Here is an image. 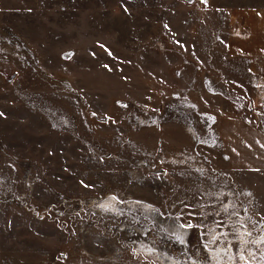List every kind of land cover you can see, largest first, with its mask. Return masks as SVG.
I'll return each instance as SVG.
<instances>
[{"label":"rangeland","instance_id":"1","mask_svg":"<svg viewBox=\"0 0 264 264\" xmlns=\"http://www.w3.org/2000/svg\"><path fill=\"white\" fill-rule=\"evenodd\" d=\"M240 8L264 0H0V264H264Z\"/></svg>","mask_w":264,"mask_h":264},{"label":"crops","instance_id":"2","mask_svg":"<svg viewBox=\"0 0 264 264\" xmlns=\"http://www.w3.org/2000/svg\"><path fill=\"white\" fill-rule=\"evenodd\" d=\"M227 51L247 59L255 80L264 82V8H240L231 14Z\"/></svg>","mask_w":264,"mask_h":264},{"label":"water","instance_id":"3","mask_svg":"<svg viewBox=\"0 0 264 264\" xmlns=\"http://www.w3.org/2000/svg\"><path fill=\"white\" fill-rule=\"evenodd\" d=\"M189 2H192L193 0H188Z\"/></svg>","mask_w":264,"mask_h":264}]
</instances>
